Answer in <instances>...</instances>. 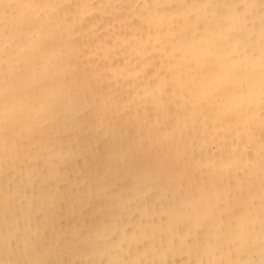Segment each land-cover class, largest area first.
Wrapping results in <instances>:
<instances>
[{
    "label": "bare ground",
    "instance_id": "6f19581e",
    "mask_svg": "<svg viewBox=\"0 0 264 264\" xmlns=\"http://www.w3.org/2000/svg\"><path fill=\"white\" fill-rule=\"evenodd\" d=\"M0 264H264V0H0Z\"/></svg>",
    "mask_w": 264,
    "mask_h": 264
}]
</instances>
